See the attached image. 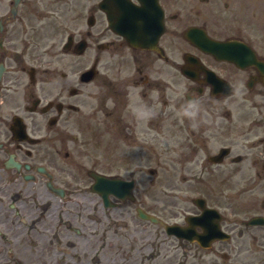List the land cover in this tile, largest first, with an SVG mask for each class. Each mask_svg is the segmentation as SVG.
Returning a JSON list of instances; mask_svg holds the SVG:
<instances>
[{
  "label": "flooded vegetation",
  "instance_id": "1",
  "mask_svg": "<svg viewBox=\"0 0 264 264\" xmlns=\"http://www.w3.org/2000/svg\"><path fill=\"white\" fill-rule=\"evenodd\" d=\"M158 1L164 30L141 48L111 28L102 0H0V218L5 203L17 208L28 170L44 188L53 239L62 244L76 233L82 241L70 221L75 216L81 226L87 215L64 204L73 196L102 199L93 171L133 182L135 200L109 194V210L127 218L142 208L160 218L154 237L163 243L165 224L187 227L203 213L194 204L202 201L215 210L206 223L229 234H208L209 250L237 249L241 264H258L264 227L250 221L264 217V0ZM136 34L150 39L144 28ZM227 200L249 203L229 215ZM3 229L0 259L3 245L15 246L6 239L21 236ZM109 234L90 247L114 264L127 259L126 234H113L114 243L105 241ZM167 238L202 249L198 241ZM81 241L68 245L88 254ZM250 244L252 259L242 262ZM87 254L75 263L99 262Z\"/></svg>",
  "mask_w": 264,
  "mask_h": 264
},
{
  "label": "rangeland",
  "instance_id": "2",
  "mask_svg": "<svg viewBox=\"0 0 264 264\" xmlns=\"http://www.w3.org/2000/svg\"><path fill=\"white\" fill-rule=\"evenodd\" d=\"M87 167L89 166L87 165ZM22 182V184L18 185L19 187L17 190L19 194L18 206L16 209H13L10 203H5L6 217L4 219L0 218V227L5 231L3 229L4 227L12 226L14 231L21 233L20 237L14 240L6 239V241L15 246L20 245L25 248L17 249L15 246H8V244L1 245L4 249L3 257H5V259H0V264H61V261L57 263L59 259L63 260L62 264H75V258H77L79 254H81L83 258V255H86L87 252L83 251L81 253L79 250L74 249V247H70L68 242L78 243L81 241L79 239L80 236L73 233L76 236L75 239H62V244H59L53 239L55 230L50 227V222H48L47 226L50 228L51 232L46 239V235L49 231L44 221L47 218H45L46 214L41 210V205L43 203L46 204L44 188L36 184L25 183L23 180ZM71 198H74V196ZM58 202V200L55 201V206L57 207V212L62 214L64 212L62 208L64 202ZM77 202V205L72 204L70 201L64 204L67 211L72 212L73 215H76V213L80 211L82 215H87V217L94 220V222H92L87 217L83 219L81 223L83 229H81L80 225H75L76 222H81L79 218L73 216L70 221L73 224V231H82L81 236L84 239L81 243L84 246H95V243L101 246L102 240L107 237V235L103 236L101 231L105 230L106 232L110 230V238L105 241L114 243L112 235H118L124 232L128 237V243H131L130 247L136 246L142 248L141 251L139 250L140 252L138 250H136L137 252L132 251L130 260L125 261V264H137L135 260L139 262L140 253L147 258L146 264H210L212 260H216L219 264H239L236 253L227 249L226 251L231 254L228 263H225L220 258L216 259V255L218 254L217 251H200L194 247H183L176 243L165 244L162 248L159 246V243H157L158 239L154 237V231L158 227L151 223L141 221L136 216L135 212H133L132 217L123 218L118 213V210L113 212V210L104 209L101 202L94 198H87L85 200L83 197H79ZM180 210L181 209L178 211ZM95 217L97 219H95ZM96 226L99 227V229L96 228L94 231H89L90 228L92 229ZM116 231H118V233ZM129 232L131 233L129 234ZM95 233H99L98 236L94 235V237H92ZM5 236L7 237L8 235L5 234ZM100 236H102L101 240L99 238ZM1 241L0 239V242ZM93 250L94 249L90 247L88 254H92L93 256L97 255L99 261H102V264H110V261L108 263L105 259L106 255H104L103 251L101 254V251ZM105 253L109 256L112 254L108 250ZM159 253L162 257L159 256ZM6 254L11 255L12 258L10 261L6 260ZM114 256L115 255L112 254V258Z\"/></svg>",
  "mask_w": 264,
  "mask_h": 264
}]
</instances>
